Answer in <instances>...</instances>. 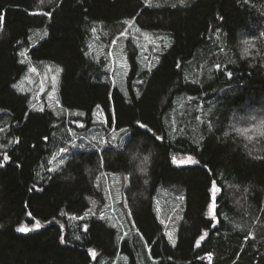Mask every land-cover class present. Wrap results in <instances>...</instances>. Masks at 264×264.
Wrapping results in <instances>:
<instances>
[{
	"label": "trees",
	"instance_id": "16d2710c",
	"mask_svg": "<svg viewBox=\"0 0 264 264\" xmlns=\"http://www.w3.org/2000/svg\"><path fill=\"white\" fill-rule=\"evenodd\" d=\"M131 24L168 45L151 70L135 48L119 81L94 49ZM24 46L62 68V113L15 89ZM99 110L108 140L57 166L69 120ZM0 142V264H264V0H0Z\"/></svg>",
	"mask_w": 264,
	"mask_h": 264
},
{
	"label": "rangeland",
	"instance_id": "374dc122",
	"mask_svg": "<svg viewBox=\"0 0 264 264\" xmlns=\"http://www.w3.org/2000/svg\"><path fill=\"white\" fill-rule=\"evenodd\" d=\"M40 37V36H39ZM38 35L34 37L37 40ZM101 36H98L96 40L95 53H105L109 57V63L107 71L110 73V77L117 75L119 81L125 79V74L131 72V68L128 62L129 53H133L137 49L139 53V59L146 70H151L157 61V55L162 53L164 48L168 45V39L166 37H159L148 34L144 31H140L139 28H135L133 24L129 26L128 31L120 35L111 44L100 46L99 43L102 40ZM99 46V47H98ZM136 48V49H135ZM108 49V51H107ZM21 62L26 64L27 73L25 76L15 85V89L20 93H27L31 96L33 101V108L35 110H44V108L54 109L62 113L61 105L59 103V90L62 76V68L51 62H32L28 56V48L22 47L20 50ZM220 72L224 73L225 70L221 69ZM226 73V72H225ZM117 79V80H118ZM76 116V115H75ZM100 118L98 122H101L100 126H94L87 128V123L78 119L69 120V132L73 134L74 142L64 148L55 158L57 166L62 162V157L66 155L70 148L76 147H93L104 145L108 137L104 130H100L104 124H107L104 113L99 110L97 118ZM113 135V134H112ZM114 139H117L113 135ZM7 145L0 142V149H7ZM81 147V148H83ZM60 157V158H59ZM192 160H189L186 156H179L176 158V165L183 166L190 164ZM118 182V181H117ZM116 183H114L115 185ZM117 192V191H116ZM115 192V193H116ZM114 191L111 190L108 193L107 203L105 208L102 209L101 218L104 217L110 220L113 225L121 229L124 227L123 220L118 213L117 202L115 201ZM215 208L212 207V211ZM173 213V212H172ZM175 215H163V220L167 226L168 233L173 232L176 220ZM30 229L27 233H34L41 229V226L26 227ZM175 233L169 234L170 239H173Z\"/></svg>",
	"mask_w": 264,
	"mask_h": 264
},
{
	"label": "clouds",
	"instance_id": "9594fccd",
	"mask_svg": "<svg viewBox=\"0 0 264 264\" xmlns=\"http://www.w3.org/2000/svg\"><path fill=\"white\" fill-rule=\"evenodd\" d=\"M149 148L157 154L158 150L155 149L154 146L150 145ZM152 162H153V155H152L151 151L144 152L141 155V158H140L139 163L137 165V167H138L137 174H142L144 176L149 175ZM145 183H146V181H145Z\"/></svg>",
	"mask_w": 264,
	"mask_h": 264
},
{
	"label": "snow or ice",
	"instance_id": "6c2138e0",
	"mask_svg": "<svg viewBox=\"0 0 264 264\" xmlns=\"http://www.w3.org/2000/svg\"><path fill=\"white\" fill-rule=\"evenodd\" d=\"M244 44H245V54H246V53H247V48H248L250 42L247 41V40H245V41H244ZM140 127H144V125H140ZM137 139H142V137H138ZM133 142H135V141H133ZM122 147H123V142H122L121 145H117V149H118V150H120ZM5 159H7V157H5ZM188 159L191 160V157H189ZM215 190H216V189H215V187H214V188H213V191H215ZM37 227H39V224H37ZM16 231L26 233V232L30 231V229H28V228H26V227H18V228L16 229Z\"/></svg>",
	"mask_w": 264,
	"mask_h": 264
}]
</instances>
